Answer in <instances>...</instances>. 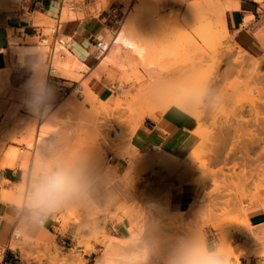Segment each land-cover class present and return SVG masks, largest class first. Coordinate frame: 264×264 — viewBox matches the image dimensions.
<instances>
[{
    "label": "rangeland",
    "instance_id": "obj_1",
    "mask_svg": "<svg viewBox=\"0 0 264 264\" xmlns=\"http://www.w3.org/2000/svg\"><path fill=\"white\" fill-rule=\"evenodd\" d=\"M101 1L107 8L111 0ZM121 1L125 4V8L106 31L107 40L112 43L121 24L130 22L125 23L127 28L136 29L138 35H146L148 38L150 54L145 61L135 56L134 58L131 56L130 59L126 57L127 60L117 57L126 61L123 67L110 66L104 71L93 74L98 87L92 85L91 78L86 77L89 70L85 68L80 71L76 78H72L76 81L73 91L51 116V121H58L53 124L51 137H47L45 126L37 133L39 122L36 120L29 129L20 127L19 122L32 120L26 118L21 107L13 103L22 99L30 89L17 90L11 81V74L5 70L8 71V76L5 83L0 85L3 88V90L0 88V93L4 91L0 94V115L2 111L17 109L14 111L18 116L5 123H2L0 116V132H3V137L7 136L9 139L13 137L10 140L5 139L6 143L16 142L22 146L37 148L36 165L45 162L51 168L50 171L61 168L70 170L79 182L77 247L72 248L69 245L70 241L67 240L68 245L63 247V240L59 239L33 245L26 239L24 232L18 230L21 232V238L17 240L23 243L26 252H29H25L28 264H170L172 256L182 246L191 247L200 254L206 255L203 233L205 227H211L218 233L216 248L218 244L224 242L222 254L228 257L229 264H264V242L256 243L254 247L247 246L246 242L233 244L237 235H251L257 239L260 233L257 228L249 227L244 209L246 201L249 203L258 201L264 207V125L263 128L261 124L255 125V113L249 111L252 110L250 109L252 102L259 107L261 117L264 116V107L257 101L264 95V57L256 58L262 61L260 81L250 76L248 78L247 71L241 72L236 69L235 64L232 63L234 57L243 55L249 61L252 59L238 47L230 33L226 36L223 28L216 24L215 11L223 7L226 0ZM70 2L71 0H64V12L67 10L71 13ZM201 4L209 6L206 13L207 21L201 17L204 23L198 21L200 16H206L202 13ZM197 7L201 9V13H198ZM192 8H194L193 17ZM195 15L198 17L197 21L194 20ZM206 25L212 27L213 34L209 35L210 27ZM202 31L208 32V37L206 35L201 38ZM101 44H98L96 58L98 67L107 55L102 52ZM59 48L60 45L56 44L55 73L53 72L51 77L61 76L58 69L60 61L63 62L67 56L65 51H59ZM47 50L50 54L52 49ZM42 67L44 78L34 83H41L44 87L49 77L48 55L45 56ZM80 87L83 92L79 91ZM79 92L82 94L80 95ZM147 92L148 97L154 94L162 98L167 97L171 104L177 98H182L183 94H187V101L190 103L186 101L185 106L181 104L178 108L192 114L196 119L199 118L198 121L203 117L198 122L197 131L205 130L209 135L204 137L205 140L202 138L201 145L197 148L198 152L196 151L195 154L196 158L192 162L187 160L189 163L187 161L185 163L191 173L187 179L184 177V181H189L200 191L196 193V200L194 199L185 213H171L170 198H167L174 188L168 189L169 181L184 182L180 174L186 171L183 163L181 167L184 170L178 174L177 170L181 171V167L175 168L171 165L172 167L164 168L158 165V162L131 165L132 168L140 165L138 174L144 172L140 188L146 185V188L150 189L154 181L160 180L168 190L164 191V197L159 204L151 201L150 198L144 201L138 217L139 224L136 225L138 234L125 239L126 245H123L109 238L102 231L98 213L90 207L86 198L88 186L86 177L92 168L100 170L110 168L111 155L125 159L122 154L129 150L130 137L139 123L137 113L146 102L144 96ZM172 95L174 99L171 98ZM165 102L169 103L166 100ZM66 103L69 105L68 109H64ZM161 105L159 99H153V108H150L159 112ZM194 108L200 112H196ZM206 138L212 141L209 142ZM98 161L102 164L100 165ZM206 162L209 163L210 169L204 167ZM243 169L246 171L245 177H243ZM34 188H36L35 181L32 182L30 190L33 192ZM22 192L24 197L25 187ZM199 203L206 206L203 214L199 211ZM61 208L59 202L48 207L56 213H61ZM189 214L192 216L187 219ZM194 215L196 217L202 215L207 224L203 222L199 225L197 219L193 220ZM56 220L62 222V234H65L67 226L63 214ZM91 242L100 244V249L95 250ZM6 249L8 247L0 249V259ZM91 253L93 254L90 255ZM211 254L220 255L217 249Z\"/></svg>",
    "mask_w": 264,
    "mask_h": 264
},
{
    "label": "crops",
    "instance_id": "obj_2",
    "mask_svg": "<svg viewBox=\"0 0 264 264\" xmlns=\"http://www.w3.org/2000/svg\"><path fill=\"white\" fill-rule=\"evenodd\" d=\"M69 4L74 17L62 22L64 0H0V74L8 76L9 71L17 90L30 89L13 104L21 107L23 115L32 120L31 123L35 120L39 122L37 133L45 126L48 138L51 137L53 124L58 122L51 121V116L66 101L76 81L61 76L48 77L44 87L41 83H32L37 71H44V58L49 57L47 49H52L59 41L63 42L72 56V63H76L75 73L86 68L89 70L86 77L91 78L95 86L98 82L93 74L110 66L118 67L108 62L107 56L98 67L96 58L98 44L108 41L106 31L121 15L125 4L121 0H111L107 8L101 0H71ZM225 4L229 5L225 12L226 27L238 47L253 58L264 57V0H226ZM164 112L145 118L131 135L129 144L136 151L134 154L146 156L151 163L155 158L162 157L186 161L201 142L196 135L198 120L175 106ZM36 149L8 142L0 151V249L8 247L0 264H28V259L22 258L20 249L10 248L11 241L15 240H11L15 230L23 231L26 239L36 245L59 239L70 241L72 248L77 247V189L58 201L67 226L65 234H62V222L56 220L62 216L60 212L47 208L48 219L45 225L39 226L36 222L38 210L26 203V195L22 200L19 198V188L30 189L35 181V193L42 186V178L51 172L45 162L36 165ZM109 165V170L92 168L86 177V198L90 207L97 210L94 211L98 213L102 231L109 238L124 240L138 234L136 225L139 224L140 208L148 198L159 204L164 191L174 187L170 194V210L171 213L182 214L188 211L196 193L200 192L193 184L172 180L167 189L164 183L156 180L150 189L146 185L141 186L145 193L142 199L134 190L140 165L132 168L127 160L112 155ZM4 192L6 196L10 192L6 199L1 196ZM245 204L244 214L249 227L257 228L260 233L257 239L251 235H237L233 244L246 242L247 246L254 247L256 243L264 242V207L258 201H246ZM199 205L203 214L206 206ZM132 206H135L138 215L131 211ZM191 216L189 214L187 219ZM196 219L199 225L206 220L202 215H194L193 220ZM203 233L205 249L209 253L215 252L218 233L211 227H205ZM91 243L95 250L100 249V244Z\"/></svg>",
    "mask_w": 264,
    "mask_h": 264
},
{
    "label": "bare ground",
    "instance_id": "obj_3",
    "mask_svg": "<svg viewBox=\"0 0 264 264\" xmlns=\"http://www.w3.org/2000/svg\"><path fill=\"white\" fill-rule=\"evenodd\" d=\"M66 1H70V0H66ZM198 6V5H197ZM201 7V9H202V11H201V9L199 8V7H197V9L200 11H198V13H205V15H206V13H207V11L209 10V6H208V4L207 5H205V4H201L200 5ZM208 8V9H207ZM229 8V5L228 4H225L223 7H221V8H219V9H217L216 11H215V17H216V24H218L219 26H221L222 28H223V30L225 31V34H226V36H228L229 35V32H228V29H227V27H226V22H225V12H226V10ZM194 8H192V10H193ZM191 11V10H190ZM193 12H194V10L192 11V14H191V16L193 15ZM74 14H72V13H70V12H68L67 10L64 12L63 11V13H62V15H61V21L63 22V21H66V20H70V19H72L74 16H73ZM201 15V14H200ZM194 16V15H193ZM192 16V17H193ZM44 17V16H43ZM201 17H204V18H202V19H204L205 21H207V15L206 16H200L199 18V20L198 21H202V23H204L203 22V20L201 19ZM196 19V21H197V19H198V17L195 15V17H194V20ZM126 24L128 23H130V22H125ZM125 23H123V24H121V26L118 28V30H117V32H116V35H115V37L113 38V41H112V43H109V41H105V42H103L100 46L102 47V52H104V53H107V61L108 62H111L112 64H115V65H117L119 68H121V67H123L124 66V61H123V59H121V58H126V57H129V59L130 58H134V56L136 57V58H140L141 60H144L145 61V58L148 56V54H150V50H149V42H147L148 41V38L146 37V35H138L137 34V31H135L136 29H134V30H131V28L129 29V28H127L126 26L127 25H125ZM198 23V22H197ZM207 24V23H206ZM209 24H210V22H209ZM208 24V25H209ZM212 24H214V23H212ZM199 25V24H198ZM208 25H206V26H208ZM201 26V25H200ZM212 26V25H211ZM199 27V26H198ZM208 27H210V26H208ZM134 27H132V29H133ZM212 27H210V32H209V30H208V32H209V35L210 34H213L214 32H212L213 30L211 29ZM215 28V27H214ZM198 29H200V27L198 28ZM216 30V29H215ZM201 31V30H200ZM200 31H198V32H200ZM207 31V30H206ZM206 31H202V34H200V37L201 38H204L206 35H207V33L208 32H206ZM218 31V30H217ZM140 34V33H139ZM198 34V35H199ZM224 34V33H223ZM202 35V36H201ZM207 37H208V35H207ZM206 37V38H207ZM216 37V36H215ZM211 38H213L212 36H211ZM217 38V37H216ZM215 38V39H216ZM208 39V38H207ZM212 40H214V39H212ZM204 41H205V39H204ZM207 41V40H206ZM209 42V41H208ZM150 44H151V42H150ZM152 46V45H151ZM226 47V46H225ZM232 47V46H231ZM227 48V47H226ZM151 49V48H150ZM223 49V48H222ZM236 49V48H235ZM65 51V53L67 54V56H66V59H63V62H62V60L60 61V62H58V63H60V67L58 68L59 70H60V75L61 76H64V77H70V78H76L77 77V75L78 74H76L75 73V71H74V67H76V63H72V56H71V54H69V52L65 49V45H61L60 44V48H59V51ZM149 52V53H148ZM224 52V51H223ZM226 52V51H225ZM228 53H231V52H228ZM228 53H226V54H228ZM109 54H112V55H109ZM231 55V54H230ZM132 56V57H131ZM117 57H121L120 59H118ZM128 58H126V60H127ZM251 59H252V61H249V60H247L246 59V57H244L243 55H239V56H236V57H234V62H232V63H234L235 64V66H236V69L237 70H240L241 72H246L247 71V77L248 76H250L251 78H254L256 81H260V80H262L261 79V72H260V67H261V64H262V61H260V60H258V59H256V58H253V57H251ZM250 59V60H251ZM126 62V61H125ZM126 65V64H125ZM129 65V64H128ZM231 65V64H230ZM56 66H57V63H56ZM239 69H238V68ZM125 68V67H124ZM121 70V69H120ZM245 70V71H244ZM239 71V72H240ZM55 73V72H54ZM242 74V73H241ZM53 75V74H52ZM48 76V75H47ZM55 76V75H54ZM61 76H58V77H61ZM44 78V71H37V73L34 75V77H33V79H32V83H34L35 81H40V80H42ZM249 78V77H248ZM6 79H7V75L6 74H2V72H1V74H0V85H3V83H5V81H6ZM264 80V79H263ZM3 87H6V86H3ZM0 88H2V86H0ZM7 89V88H6ZM85 89V88H84ZM258 89V88H257ZM2 90H3V88H2ZM8 90V89H7ZM148 90V89H147ZM256 90V89H255ZM260 90V89H259ZM258 90V91H259ZM79 91H82L83 92V90L81 89V87L79 88ZM149 92V91H148ZM148 92L145 94L146 96H144L145 97V100H146V102L145 103H143V106L140 108V110L138 111V113H137V119H138V122L139 123H137V127H138V125L146 118V117H156V116H159V115H161L165 110H167L168 108H170V107H172V106H175V107H179V105H181L182 104V106L184 105L185 106V104H187V102L188 103H190L189 101H187V99H188V97L186 96L187 94H183L184 96H186V97H182V98H177V100L173 103L172 101V104L170 103V101L168 100V98L167 97H165V98H167V99H165V98H162V97H159L158 95H156V94H154V96H151V97H148ZM2 93H4V91L2 92ZM2 93H0V94H2ZM80 93V95L82 94L81 92H79ZM84 94V93H83ZM85 95V94H84ZM178 96V94H176L175 95V97H177ZM182 96V95H181ZM82 97V96H81ZM90 96H88V98H89ZM147 97V98H146ZM168 97H170V96H168ZM175 97H173V95H172V99H174ZM190 97V96H189ZM86 98V97H85ZM141 98V97H140ZM74 99V98H73ZM77 99V98H76ZM142 99V98H141ZM153 99H159V101H160V103H162V107H161V109H160V111L159 112H155L152 108V100ZM92 100V99H91ZM165 100L167 101V102H169V103H166L165 102ZM71 101V100H70ZM70 101H68L69 103H71ZM73 101V100H72ZM187 101V102H186ZM191 101H193V100H191ZM258 101V104H260L261 106H263L264 107V95L262 96V98H260V99H258L257 100ZM89 104V103H88ZM158 104V103H157ZM174 104V105H173ZM192 104V103H191ZM92 105V104H91ZM151 105V106H150ZM155 105H156V103H155ZM176 105H178V106H176ZM199 105V103L197 104V106ZM68 103H66L65 105H64V109H68ZM189 106V104L187 105V107ZM150 107H152V108H150ZM158 107H159V104H158ZM186 107V108H187ZM199 107L200 106H198V109H199ZM251 108L250 109H252V110H249L250 112L251 111H253L252 113L254 114L255 113V117H256V119L254 120L255 121V125H260L261 127L264 125V116L263 117H261V113H260V111L258 110V106H256L255 104H253L252 102H251V106H250ZM70 108V107H69ZM196 108V107H195ZM194 108V110L196 111L197 109H195ZM189 109H190V107H189ZM193 109V108H192ZM17 110V109H13V110H9V111H7V112H1V117H2V123H5L6 121H11L12 119H14L16 116H17V112H15V111ZM193 110V111H194ZM157 111V110H156ZM191 113H193L192 111H190ZM196 112H200V110H198V111H196ZM195 112V113H196ZM165 113V112H164ZM76 114V113H75ZM197 114H200V113H197ZM200 117H202L201 116V114L199 115ZM18 117V116H17ZM82 117V116H81ZM93 117V116H92ZM78 118V117H77ZM203 118V117H202ZM202 118H200V121H201V119ZM87 119V118H86ZM198 120H199V118H197ZM243 120V119H242ZM15 121V120H14ZM22 121V120H21ZM25 120H23L22 121V123L21 122H19L20 123V127L21 128H23V129H29L31 126L33 127V124L32 123H30L29 121L28 122H24ZM94 121V120H93ZM200 121H198V122H200ZM246 121H248V120H246ZM245 121V122H246ZM44 122H46V120L44 121ZM204 122V121H203ZM244 123V122H243ZM46 124H47V122H46ZM43 125H45V123L44 124H42L41 125V127L43 126ZM65 126V125H64ZM44 127V126H43ZM137 127H135V128H137ZM260 127V128H261ZM264 127V126H263ZM262 127V128H263ZM47 128V127H46ZM134 128V130H136ZM45 129V128H44ZM79 129V128H78ZM133 130V131H134ZM238 130V129H237ZM264 130V129H263ZM1 131V130H0ZM30 132V131H29ZM70 132V131H69ZM77 132V131H76ZM207 131H205V130H203V131H200V132H198L197 130H196V135H197V138H198V140H200L201 142H202V138H204V137H208V133H206ZM212 133V132H211ZM3 132H0V151L2 150V148L6 145V140L5 139H7L8 137H6V138H4L3 137ZM133 134V133H132ZM9 139V138H8ZM7 139V140H8ZM10 139H13V137L12 138H10ZM9 139V140H10ZM207 140H208V138H206ZM212 139V138H211ZM5 140V141H4ZM22 140V139H21ZM204 140H205V138H204ZM209 141V140H208ZM212 141V140H211ZM211 141H209V142H211ZM21 142H23V141H21ZM20 142V143H21ZM32 142V141H31ZM38 142V141H37ZM201 142H200V144L198 145V147L201 145ZM24 143H25V145H26V140L24 141ZM23 144V143H22ZM29 144H30V140H29ZM32 144V143H31ZM216 144V143H215ZM211 145H213L212 143H211ZM28 146V145H27ZM31 147H32V145H31ZM197 147V148H198ZM218 147V146H217ZM197 148L196 149H194L192 152H191V154L189 155V157L187 158V160H191V162L196 158V156H195V154H196V151H197ZM212 149V148H211ZM136 151L132 148V146H129V150L127 151V152H125V153H123L122 154V156L127 160V162H129V164H130V166L132 165L133 166V164H135V163H150V159L149 160H147V158H146V156H139L138 157V153L137 154H134ZM198 152V151H197ZM212 152V151H211ZM210 152V153H211ZM128 155V156H127ZM99 156V155H98ZM137 156V157H136ZM102 157V156H101ZM152 157V156H151ZM216 158V157H215ZM214 158V159H215ZM210 159V158H209ZM152 160V159H151ZM155 161V164H156V162H158V165L160 164V165H162L161 167H163L164 166V168L165 167H172L171 165H173L175 168H180L182 165V163H183V165H185L186 166V161H179V160H177V159H172V158H167V157H162V158H160V159H154ZM99 163H100V161H98ZM102 162V161H101ZM152 162V161H151ZM188 162V161H187ZM137 163V164H138ZM173 163V164H172ZM189 163V162H188ZM194 163V162H193ZM102 163H100V165H101ZM151 164V163H150ZM208 162H206L205 163V165H204V167H206V169H210L209 167H208ZM212 164V163H211ZM142 165H145V164H142ZM105 166V165H104ZM107 166V165H106ZM131 166V167H132ZM148 166H149V164H148ZM184 166V167H185ZM234 166L236 167V164H234ZM108 167V166H107ZM190 167V166H189ZM192 167V166H191ZM196 167V166H195ZM235 167H234V169H235ZM186 171H184L185 173L184 174H182L183 172V170H184V168H183V170H182V167H181V171H178V170H180V169H178L177 170V174H178V172H182V173H180L181 174V179H183V181L185 180V178L184 177H186V179L188 178L187 176H189L190 175V173H191V170H189V168L186 166ZM190 169H193V168H190ZM205 169V170H206ZM104 170V169H103ZM107 170H109V167H108V169ZM214 170V169H213ZM208 171V170H207ZM210 171V170H209ZM220 171L222 172V168L220 169ZM219 171V172H220ZM213 172V171H212ZM214 173V172H213ZM242 173H243V177H245V175H246V171H245V169H243L242 170ZM128 174V173H127ZM144 174V172L143 173H140V174H138V180L136 181V183L134 184V190L136 189V191H138V193L140 194L139 196L142 198L143 196H144V192H143V190L140 188V181L142 180V175ZM183 177V178H182ZM238 178V177H237ZM240 178V177H239ZM178 179H180L179 177H178ZM190 179V178H189ZM245 179V178H244ZM187 181V180H186ZM202 181V180H201ZM180 182H182V181H180ZM182 183H188V184H190L189 183V181L188 182H182ZM181 184V183H180ZM201 186V185H200ZM29 187H31V186H29ZM23 189H24V186L23 187H21V188H19V192H20V199L22 200L23 199V196H22V193H24V192H22L23 191ZM25 189H26V187H25ZM10 192H8L7 194L8 195H10L9 194ZM12 193V192H11ZM33 192L30 190V189H27L26 190V203L27 204H30V200H31V198H32V196H33ZM7 195V196H8ZM2 198H4V199H6L7 198V196H6V192H4L2 195ZM171 197V195L169 196V197H167V198H170ZM197 198V197H196ZM1 199V198H0ZM143 199V198H142ZM8 200V199H7ZM196 200V199H195ZM167 201V200H166ZM22 202V201H21ZM21 204V203H20ZM165 204V203H164ZM163 204V205H164ZM140 205V204H139ZM136 206V205H135ZM135 206H132V209H131V211H133L136 215H138L137 213H136V209H135ZM194 206V205H193ZM200 206V205H199ZM166 207V206H165ZM168 207V206H167ZM136 208H138L137 206H136ZM94 209V208H93ZM139 209V208H138ZM96 212H97V210L96 209H94ZM177 219V218H176ZM178 220V219H177ZM179 223V222H178ZM205 224V223H204ZM203 224V225H204ZM207 224V223H206ZM205 224V225H206ZM198 229V228H197ZM16 234H18V236L19 235H21V232L20 231H17L16 232ZM201 238V237H200ZM204 238V237H203ZM222 239V238H221ZM223 239H225V238H223ZM115 240H117V242H121L123 245H126V243H125V239L124 240H118V239H115ZM198 240V239H197ZM204 240V239H203ZM202 241V240H201ZM224 241V240H223ZM122 244H120L121 246H123ZM34 245V244H33ZM200 245H202V244H200ZM10 247L11 248H13V249H15V248H20V250H21V254H22V258L23 259H26V255H25V252L27 251L25 248H24V245H23V243H21L19 240H17V239H15V240H13V241H11V243H10ZM27 248V247H26ZM113 248V247H112ZM112 250V249H111ZM109 251H110V249H109ZM223 251H224V242H221L220 244H218V247H217V253L218 254H222L223 253ZM204 252L207 254L208 252H207V250L206 249H204ZM26 253H29V252H26ZM201 253H202V251H201ZM108 254V253H107ZM104 262V261H103Z\"/></svg>",
    "mask_w": 264,
    "mask_h": 264
},
{
    "label": "clouds",
    "instance_id": "obj_4",
    "mask_svg": "<svg viewBox=\"0 0 264 264\" xmlns=\"http://www.w3.org/2000/svg\"><path fill=\"white\" fill-rule=\"evenodd\" d=\"M77 187L78 179L70 170L56 169L42 178V186L33 194L29 206L41 216L50 205L71 195ZM170 264H229V261L225 254L202 255L191 247L182 246L172 256Z\"/></svg>",
    "mask_w": 264,
    "mask_h": 264
},
{
    "label": "built area",
    "instance_id": "obj_5",
    "mask_svg": "<svg viewBox=\"0 0 264 264\" xmlns=\"http://www.w3.org/2000/svg\"><path fill=\"white\" fill-rule=\"evenodd\" d=\"M56 44L63 45L64 43L61 42V41H59ZM56 44L52 48V50H51V52L49 54V57H48V73H49V77H51V74L55 71V68H54V59L57 56V53H56ZM61 56H63V55H61ZM48 216H49V214L47 212H44L43 215L38 216L37 217V220H36L37 224L39 226L45 225V223H46L45 221H47ZM17 231L18 230H15L14 231L11 240H13V238L14 239H19L20 238L21 235L18 236V234H16ZM62 243H63V247H66L68 245L67 241H65V240Z\"/></svg>",
    "mask_w": 264,
    "mask_h": 264
}]
</instances>
